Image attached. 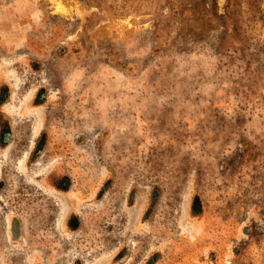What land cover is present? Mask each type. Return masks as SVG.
I'll return each mask as SVG.
<instances>
[{
    "label": "rangeland",
    "instance_id": "374dc122",
    "mask_svg": "<svg viewBox=\"0 0 264 264\" xmlns=\"http://www.w3.org/2000/svg\"><path fill=\"white\" fill-rule=\"evenodd\" d=\"M0 264H264V0H0Z\"/></svg>",
    "mask_w": 264,
    "mask_h": 264
}]
</instances>
